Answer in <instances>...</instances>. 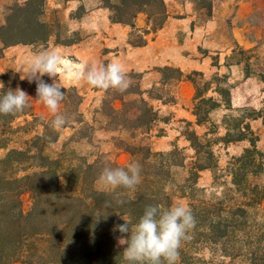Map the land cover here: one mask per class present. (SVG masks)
I'll list each match as a JSON object with an SVG mask.
<instances>
[{
	"label": "rangeland",
	"instance_id": "rangeland-1",
	"mask_svg": "<svg viewBox=\"0 0 264 264\" xmlns=\"http://www.w3.org/2000/svg\"><path fill=\"white\" fill-rule=\"evenodd\" d=\"M25 1L0 0V23L4 22L7 8ZM163 1L168 14L165 23L169 26L159 36L160 30L153 33L144 14L138 15L133 28L112 23L109 10L100 0H45L43 20L50 26L51 36L43 45L4 49L0 43V76L12 71L20 79L17 70L34 53L45 49L60 53L56 79L64 89L73 88L81 97L79 106L60 105V112L66 117L78 115L82 121L59 130L58 140L44 148L45 154L58 162L60 194H67V174L80 159L93 162L104 154L112 161L124 163L132 160L122 149L126 145L146 146L152 153L164 156L172 154L168 158L170 164L177 161L182 165L170 167V178L164 182L170 201L163 207L183 202L196 219L189 233L191 239L183 242L179 250L177 264H250L243 255L229 256V249L233 245L237 249H244L248 243L255 245L264 233V0ZM157 37L158 46L152 43ZM162 49L172 53V63L165 64L160 59ZM114 60L124 65L131 79L124 93L96 89L74 78L81 64H107ZM178 71L181 80H177ZM42 79L52 83L47 75ZM22 81L33 101L32 113L49 119L51 114L37 99L36 83ZM134 91L142 92L140 97L157 114L149 129L125 130L115 126L114 112L121 108L117 99H140L128 94ZM202 99H212L216 107L206 122L197 125L193 113ZM139 107L138 102L128 103V112L124 113L134 120L140 115ZM25 121L31 122L32 117L16 119L12 129L24 127ZM26 128L11 136L8 149H0V158L9 149L24 148L26 140L42 131L41 127ZM193 137L200 146L199 155L191 146ZM252 144L261 154V165L249 167L242 177L245 172L233 171L231 164ZM205 151L213 154L211 168L199 172L195 183L187 182L193 180V163L205 164ZM233 181L242 183V187L234 186ZM96 185L103 190L98 182ZM255 186L258 188L252 195L248 190ZM23 200L24 209H28V196ZM245 201L259 202L251 209V238L238 227L232 238L214 243V234H223V230L214 233L210 224L217 221L215 211H228ZM128 235L115 241L122 253L127 245L121 244L120 239H127Z\"/></svg>",
	"mask_w": 264,
	"mask_h": 264
},
{
	"label": "trees",
	"instance_id": "trees-1",
	"mask_svg": "<svg viewBox=\"0 0 264 264\" xmlns=\"http://www.w3.org/2000/svg\"><path fill=\"white\" fill-rule=\"evenodd\" d=\"M100 2L109 10L112 23L133 28L138 15L144 14L146 24L151 25L153 33L162 29L168 17L163 0ZM44 5L45 0H27L7 8L4 22L0 23V43L4 49L16 45L46 44L52 31L43 20ZM178 73L177 80H181L182 74L180 71ZM0 79L5 86L0 95L9 88L15 90L20 87L25 91L27 87L12 71L2 74ZM187 80L190 81V78L187 77ZM62 90L65 91V98L61 105H80L81 97L75 89ZM128 94L140 97L142 92L134 91ZM117 100L121 104L120 110L114 112L117 128L149 129L157 118L156 112L141 97L135 101H127L124 97ZM135 102L141 105L138 108L140 115L130 120L124 111L128 110V103ZM29 103L31 107L23 112L15 115L0 114V149H8L11 136L20 131L24 132L27 125L32 129L42 128L41 132L25 141L24 148L9 149L5 156L0 158V264H126L122 251L115 245L116 239L123 234L115 230V226L125 223L122 216L135 225L146 206L159 204L163 207V204L170 201L164 182L170 178V167L181 166L182 163L176 161L170 164L168 158L173 157L172 154L164 156L152 153L146 146L126 145V148L122 149L132 160L124 163L112 161L104 154H99L93 162L80 159L67 174V194H60L58 162L50 159L44 152L45 146L56 142L60 133L50 127L52 115L49 119L35 116L32 113L31 98ZM206 105L209 106L204 109L202 106ZM215 107L212 99L200 100L193 113L197 125L206 122L209 112ZM25 116H31L32 121H25L24 127L12 129V123ZM79 118L78 115L74 118L67 117L68 122L62 129L69 127V124L72 126L81 123ZM190 141L192 148L199 155L197 149L200 146L197 139L193 137ZM204 153L206 166L198 162L193 163V172L190 173L193 180L188 179L187 182L195 183L199 172L211 168L213 154L210 151ZM260 156L252 144L251 148L245 149L241 157L233 159L232 170L244 171L242 177H245L249 167H260ZM132 162L141 165V183L134 190L117 188L105 191L97 188L98 176L105 165L126 168L127 164ZM232 184L242 187L240 182L233 181ZM243 186L245 189L246 185ZM257 188L255 186L248 191L255 195ZM25 195L30 201L28 209H24ZM117 200H123L124 203L118 204ZM106 202H110L111 207H108ZM258 204V201H245L228 211L217 209L213 215L217 221L210 224L214 233L223 230V234L215 233L214 243L232 238L238 227L251 238V209ZM203 211L207 212L204 209ZM256 240L258 242L255 245L248 243L244 245V249L231 246L229 256L243 255L250 264H264V233Z\"/></svg>",
	"mask_w": 264,
	"mask_h": 264
},
{
	"label": "clouds",
	"instance_id": "clouds-1",
	"mask_svg": "<svg viewBox=\"0 0 264 264\" xmlns=\"http://www.w3.org/2000/svg\"><path fill=\"white\" fill-rule=\"evenodd\" d=\"M61 55L57 51L41 50L29 57L17 70L20 79L36 83L37 99L52 115L50 127L54 131L66 126L67 117L60 112L61 102L65 98L63 85L57 80V68L61 63ZM47 75L52 83H47L42 77ZM78 82L101 90H115L124 93L131 85L124 65L119 61L110 63L93 62L81 64L75 72ZM0 82V89H4ZM30 96L17 87L9 88L0 95V114L15 115L31 107ZM141 165L132 162L125 167H110L105 165L99 176L98 183L105 191L117 188L134 190L141 183ZM123 204V200H117ZM111 207L110 202H106ZM123 224L115 226L121 234H129L127 239L121 238L120 243L126 244L123 259L126 264H177L180 259L182 243L189 241V234L196 225L192 209L183 202L174 203L165 208L159 204L148 205L135 225L122 216Z\"/></svg>",
	"mask_w": 264,
	"mask_h": 264
},
{
	"label": "crops",
	"instance_id": "crops-1",
	"mask_svg": "<svg viewBox=\"0 0 264 264\" xmlns=\"http://www.w3.org/2000/svg\"><path fill=\"white\" fill-rule=\"evenodd\" d=\"M168 26H169V23L168 24L165 23L164 27L159 31V36H161L160 34H163V32L166 31L165 29H167ZM152 43L154 45L158 46V44H159V37H157ZM170 54H172V53L169 52V50H167V49H164L163 50L162 49L159 52V55H160L159 57H160V59H162L163 61H165V64H170V63H172V61H174L173 59H171V55ZM179 54L181 55V52H179ZM168 59H170V60H168Z\"/></svg>",
	"mask_w": 264,
	"mask_h": 264
}]
</instances>
